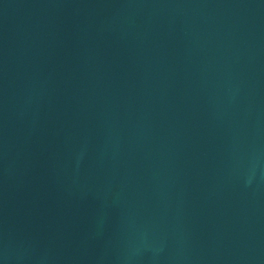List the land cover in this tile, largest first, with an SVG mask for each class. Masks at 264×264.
I'll list each match as a JSON object with an SVG mask.
<instances>
[{
	"label": "water",
	"instance_id": "1",
	"mask_svg": "<svg viewBox=\"0 0 264 264\" xmlns=\"http://www.w3.org/2000/svg\"><path fill=\"white\" fill-rule=\"evenodd\" d=\"M0 264H264V0H0Z\"/></svg>",
	"mask_w": 264,
	"mask_h": 264
}]
</instances>
